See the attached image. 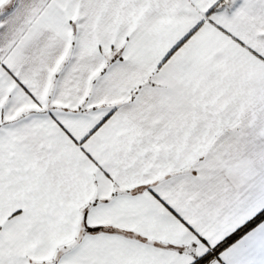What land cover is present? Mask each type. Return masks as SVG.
Wrapping results in <instances>:
<instances>
[{
	"label": "snow or ice",
	"instance_id": "1",
	"mask_svg": "<svg viewBox=\"0 0 264 264\" xmlns=\"http://www.w3.org/2000/svg\"><path fill=\"white\" fill-rule=\"evenodd\" d=\"M0 264H264V0H0Z\"/></svg>",
	"mask_w": 264,
	"mask_h": 264
}]
</instances>
